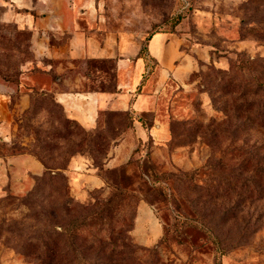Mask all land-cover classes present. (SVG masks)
<instances>
[{"label": "rangeland", "instance_id": "obj_1", "mask_svg": "<svg viewBox=\"0 0 264 264\" xmlns=\"http://www.w3.org/2000/svg\"><path fill=\"white\" fill-rule=\"evenodd\" d=\"M79 5L86 9L85 1ZM91 9L102 28L143 47L154 32L171 33L149 48L157 62L146 56L117 73L116 62L79 60L74 74L61 76L84 87L129 85L132 98L137 74L144 80L134 93L143 92L149 113L105 107L91 126L69 118L52 94L68 88L52 72L66 63L49 60L43 48L33 51L30 34L2 20L8 8L0 0V79L9 81L14 108L11 132L0 138V264H44L46 247L58 257L72 242L82 258L87 230L98 228L128 236L120 264H264V193L255 202L217 198L205 224L188 227L181 238L172 228L163 242L155 207L138 200L144 189L138 178L106 201L122 167L147 178L135 163L147 152L158 173L196 169L201 184L220 174L208 169L212 163L230 169L249 157L254 172H237L238 186L264 182V0H94ZM138 116L153 125L124 141ZM228 171L220 174L221 187ZM91 204L97 214L86 218ZM170 213L173 226L177 216ZM202 242L209 247H198ZM217 243L225 252L216 262Z\"/></svg>", "mask_w": 264, "mask_h": 264}, {"label": "crops", "instance_id": "obj_2", "mask_svg": "<svg viewBox=\"0 0 264 264\" xmlns=\"http://www.w3.org/2000/svg\"><path fill=\"white\" fill-rule=\"evenodd\" d=\"M82 1L86 2V9L79 5ZM6 3L8 11L3 13L2 20L15 24L17 29L26 30L31 36L33 51L37 52L43 48L48 52L49 60L66 63L53 65L52 72L58 76L57 81H63L68 88L66 91L60 88L52 89V94L70 118L91 126L98 110L105 107L148 110V101L143 92L134 93V90L139 89L143 83L142 77L137 74L132 85L130 84L132 98L127 89L129 85L125 87L118 84L114 92L91 91L85 89L80 79L74 82L69 77L61 76L66 72L74 74V71L70 70L71 66L74 67L72 62L79 60L85 62L92 59H113L116 62L117 73L129 62H143L137 56L141 47L138 39L133 38L132 42H128L124 33L105 30L98 25L97 13L91 9L94 7V0H6ZM165 34L168 33H156L151 37L148 52L154 41L164 38ZM150 55L155 57L151 53ZM123 87L126 88V93L119 94L124 90ZM10 92L12 90L8 82L0 79L1 139L7 138L6 133L11 132L12 127L14 108H10L9 105ZM27 95L23 93L20 95L18 105L22 103V108L27 105ZM135 128L137 132L142 130L137 122ZM129 140L128 136L124 137V141Z\"/></svg>", "mask_w": 264, "mask_h": 264}, {"label": "trees", "instance_id": "obj_3", "mask_svg": "<svg viewBox=\"0 0 264 264\" xmlns=\"http://www.w3.org/2000/svg\"><path fill=\"white\" fill-rule=\"evenodd\" d=\"M17 29V28H16ZM18 31H24L17 29ZM156 33H171L168 30H162L157 31L151 34L145 43V50L147 55H142L141 52L144 51V47L141 43L140 50L138 52V57H141L144 62H146V56L148 58L155 60L157 62V59L150 55L148 52V42L151 39V37ZM88 61H94V62H105V61H112L113 59H92L87 60ZM146 64V63H145ZM2 78V77H1ZM4 81L9 82L8 79L2 78ZM142 77V81H143ZM264 87V80L260 84ZM86 90L91 91H106V92H114L117 90H111V89H105L101 86L98 88L93 87H85ZM122 112L131 111V109L127 110H120ZM131 113L134 114H146L149 113L148 110L143 111H136ZM98 115V114H97ZM70 118V117H69ZM72 119V118H71ZM264 121V116L262 117ZM75 120V119H73ZM132 123L129 126V130L126 133V136L130 139V134H136L137 130L135 128V123L137 122L139 126L142 128V130H147L150 128L153 123L146 124L143 119L138 116L137 118L133 119ZM134 136V135H133ZM137 152V148L134 151V153ZM142 162L137 159L135 161L136 166L142 167L143 175H146L147 178H142L140 175L136 174L137 171H135V174L129 175L125 171L124 167L120 170V184L113 186L112 190L114 193H112L107 199L111 200L113 198H116L119 193H115L116 191L121 192V190L125 187L131 186V179L132 177H136L139 179V184L143 186V196L139 198L138 200H145L150 205H153L156 209V212L158 216L163 221V234L160 237V242H163L167 239L170 230L173 228L174 231L177 232V235L181 238V235L183 233H186L188 227H197L198 224H205L203 220L206 219V217H212L214 216L215 209L213 208V204L215 202V199L217 198H224L226 196L228 197H235L240 198L244 196L246 200L249 201H258L261 199L262 194L264 193V182L261 184H257L256 186L250 187L249 182L246 181L238 186V182L240 180L239 172L242 171H248V172H254V168L251 164V158H244L242 162L234 163L233 166L229 169L227 166L223 167L219 161H216L212 163V165L208 169H214L217 167L220 171V174L222 171H228L227 176L225 177V180L221 178V181H225V186L221 187L219 184V178L220 174L216 175L215 178H212V180H208L204 184L197 179L199 176L198 170H191V171H182L180 169H177L175 171H164L162 173H158L154 170L152 162H151V156L149 152L146 153L145 156L142 157ZM264 164V160H263ZM259 171H264V165L261 167ZM207 176V175H205ZM141 180V181H140ZM199 181L200 183H198ZM218 182V183H216ZM249 186V187H248ZM239 189V190H238ZM219 191L220 194H219ZM148 194V195H147ZM193 196V200H190V196ZM191 201V203H190ZM195 203L194 208H191L190 205L192 203ZM237 203V202H236ZM93 204H91L90 207H88L89 211L87 214H85V217H91L93 214H97L96 211H91V207ZM215 207V206H214ZM219 209V208H217ZM216 209V210H217ZM174 211V213L177 216L176 223L178 227H173L171 225V211ZM214 210V211H213ZM234 212L230 211V214H233ZM113 232H107L106 230L102 231L99 228L98 229H88L86 234L85 242H83L82 245V252L83 254L82 258H78V254L80 253L79 246L75 245L73 242L70 243L68 246L64 247L63 250L58 254L56 250L52 249V246L46 247L44 251V264H120L122 262V257L120 255H123L124 249L126 248V241L128 240V236H122V237H114L112 236ZM68 234L74 238V236L78 235L75 232H72L71 230L68 231ZM176 235V236H177ZM198 247H209L208 244L205 242H202L198 245ZM33 251H37L38 248H32ZM214 250V258L216 262L218 261V256H221L225 251L223 248H221L220 244H214L213 247ZM29 253H33L29 251ZM139 260V258H138ZM219 264V263H218Z\"/></svg>", "mask_w": 264, "mask_h": 264}]
</instances>
